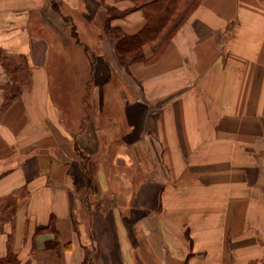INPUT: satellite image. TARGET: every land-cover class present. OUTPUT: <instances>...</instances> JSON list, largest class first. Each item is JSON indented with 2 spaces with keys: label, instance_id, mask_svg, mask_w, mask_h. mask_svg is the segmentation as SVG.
Segmentation results:
<instances>
[{
  "label": "crops",
  "instance_id": "1",
  "mask_svg": "<svg viewBox=\"0 0 264 264\" xmlns=\"http://www.w3.org/2000/svg\"><path fill=\"white\" fill-rule=\"evenodd\" d=\"M108 6L134 4L0 0V202L16 198L0 256L264 264V0H201L155 60L164 37L127 66L105 26L146 19ZM52 220L57 235L36 234Z\"/></svg>",
  "mask_w": 264,
  "mask_h": 264
},
{
  "label": "trees",
  "instance_id": "2",
  "mask_svg": "<svg viewBox=\"0 0 264 264\" xmlns=\"http://www.w3.org/2000/svg\"><path fill=\"white\" fill-rule=\"evenodd\" d=\"M104 1V0H101ZM116 2L124 0H114ZM134 6L128 10L121 11L115 6H108L107 13L110 21L116 18H123L134 11H142L144 13L146 24L145 27L136 35H127L121 29L112 27L109 23L105 26V31L116 41L117 54L124 65L130 63L149 61L144 55V47L146 45H156L162 37L161 43L154 53L152 60H155L165 49L170 39L182 25V23L197 9L201 0H129ZM56 10L58 6L53 2ZM75 32V31H74ZM165 35V36H164ZM5 69L8 73L24 72L28 69L25 61L15 62L6 61ZM24 79V78H22ZM24 82V80L22 81ZM5 103L3 109H7L19 97L21 87L8 85L5 88ZM84 156V154H81ZM8 211V210H7ZM5 213V212H3ZM8 215V214H7ZM6 215V216H7ZM12 210L7 218H0V223L12 222ZM50 231L57 235L55 222L52 220L47 226L37 227L36 234ZM12 235L8 237V243L11 241ZM57 237L47 242L46 249H57L59 242ZM9 245V244H8ZM0 264H19V260L13 252L9 251L5 257L0 256Z\"/></svg>",
  "mask_w": 264,
  "mask_h": 264
},
{
  "label": "rangeland",
  "instance_id": "3",
  "mask_svg": "<svg viewBox=\"0 0 264 264\" xmlns=\"http://www.w3.org/2000/svg\"><path fill=\"white\" fill-rule=\"evenodd\" d=\"M94 170V168H93ZM88 174H90L92 172V168L89 167L88 168ZM94 172V171H93ZM89 179H91V176L89 175ZM88 191L90 189L89 187V182H88V186L86 188ZM16 198L14 197H9V199L7 198L4 202H0V218L3 216V218H7L9 216V212L12 210V205L14 204V200ZM8 210V211H7ZM5 212V213H3ZM8 214V215H7ZM7 215V216H6Z\"/></svg>",
  "mask_w": 264,
  "mask_h": 264
}]
</instances>
